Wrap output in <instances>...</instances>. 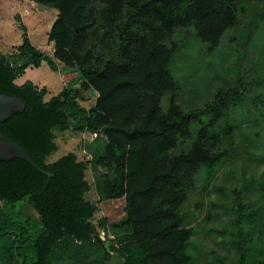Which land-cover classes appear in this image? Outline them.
Instances as JSON below:
<instances>
[{"label":"trees","instance_id":"1","mask_svg":"<svg viewBox=\"0 0 264 264\" xmlns=\"http://www.w3.org/2000/svg\"><path fill=\"white\" fill-rule=\"evenodd\" d=\"M34 1L57 9L48 34L52 55L78 71L80 87L93 89L97 99L87 109L74 88L64 87L46 100V87L16 83L30 66L43 61L58 66L26 32L17 53L0 57V91L25 102L0 130L53 174L21 158L0 160V264H74V257L81 259L74 248L93 240L104 251L91 222L98 206L86 198L88 163L73 152L47 162L58 149L55 128L106 138L91 163L106 170L97 178L99 201L124 205L120 220L100 221L103 228L112 225L116 238L110 251L122 264H191L193 229L184 225L181 208L200 169L212 171L227 154L213 152L215 126L232 101L243 102L240 87L247 85L239 79L202 107L184 108L177 101L180 85L172 65L182 34L210 49L221 44L237 23L236 0ZM196 124L197 137L186 149ZM239 198L238 264H264V256L252 255L246 245ZM97 264H107V258Z\"/></svg>","mask_w":264,"mask_h":264},{"label":"rangeland","instance_id":"2","mask_svg":"<svg viewBox=\"0 0 264 264\" xmlns=\"http://www.w3.org/2000/svg\"><path fill=\"white\" fill-rule=\"evenodd\" d=\"M11 1L0 0V57L17 53L27 30L32 43L58 65L53 69L43 61L39 67L30 66L16 83L32 81L38 88L46 87V100L64 87H71L77 91L76 98L83 107H92L97 93L81 88L80 73L64 68L49 48L48 34L57 18V9L32 0V8L25 14L28 20L23 24L19 18L10 16ZM236 6L237 23L225 32L218 47L210 49L195 36L182 34L172 65L180 85L177 101L184 108L202 107L219 89H228L239 79L247 85L245 89L240 87L245 92L243 102L232 101L228 114L215 126L217 138L212 142L213 152L227 154L212 171L200 169L181 208L184 225L193 229L188 241L191 264H238L235 240L239 229V196L236 191L240 192L239 199L245 206L246 245L252 255L264 256V0H236ZM207 119L210 118L207 116ZM198 130L199 124H196L184 148L197 137ZM53 132L58 149L47 157V162L73 152L78 160L88 163L85 178L90 183V191L86 198L98 206L91 222L97 228L95 237L100 236L110 252L106 256L94 240L79 244L74 251L81 259L77 261L74 257V264H97L103 255L107 264L108 261L122 264L114 257L117 254L110 251L116 238L112 225L103 228L100 221L105 216L110 222L120 220L125 214L124 205L99 201L97 178L106 170L91 163L102 151L106 138L72 128H55ZM250 212L255 216L248 217ZM68 242L74 245L71 239Z\"/></svg>","mask_w":264,"mask_h":264},{"label":"water","instance_id":"3","mask_svg":"<svg viewBox=\"0 0 264 264\" xmlns=\"http://www.w3.org/2000/svg\"><path fill=\"white\" fill-rule=\"evenodd\" d=\"M24 109L25 102L20 97L0 91V125L14 112L23 111ZM13 158L24 159L37 170L46 172L36 163V161L29 155V153L21 144L13 141L0 130V160H10ZM46 173L50 177L53 176L52 173ZM97 239L104 248L105 255L107 256L108 248L104 240L100 236H97ZM114 257L118 260L119 263H122V259L120 256L115 255ZM108 264H111V261H108ZM113 264L117 263L113 262Z\"/></svg>","mask_w":264,"mask_h":264},{"label":"crops","instance_id":"4","mask_svg":"<svg viewBox=\"0 0 264 264\" xmlns=\"http://www.w3.org/2000/svg\"><path fill=\"white\" fill-rule=\"evenodd\" d=\"M31 1L32 0H13V1H11V3H10V13H9V14H11L10 16L13 17V15H14L15 17L19 18L23 24H25V22L28 20V18H27L28 15H25V14H28L27 11H29L30 8H32L31 7L32 6ZM25 32L27 33L29 39L31 40L27 30H25ZM36 48H38V47H36Z\"/></svg>","mask_w":264,"mask_h":264}]
</instances>
